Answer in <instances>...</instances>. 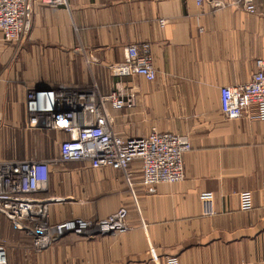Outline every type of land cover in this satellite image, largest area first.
<instances>
[{
    "label": "crops",
    "instance_id": "0c3cea01",
    "mask_svg": "<svg viewBox=\"0 0 264 264\" xmlns=\"http://www.w3.org/2000/svg\"><path fill=\"white\" fill-rule=\"evenodd\" d=\"M65 1L55 9L32 2L28 30L17 42L0 33V160L59 156L65 134L26 128L29 90L93 84L102 94L117 88L131 98L119 110L107 104L115 134L176 133L188 137L191 150L183 156L181 182L149 190L139 182L137 162L132 191L112 168L50 165L48 190L39 196L64 199L51 206L53 222L127 207V230L67 234L40 253L29 242L26 249L9 248L7 264H153L151 249L177 264H264V121L255 108L225 119L219 97L220 88L249 82L256 62L264 61V0H254L255 14L238 0ZM130 45L150 56L154 81L111 70ZM243 191L252 194L249 211L239 207ZM204 195L210 196L205 203ZM0 225L3 232L11 227L1 215Z\"/></svg>",
    "mask_w": 264,
    "mask_h": 264
},
{
    "label": "built area",
    "instance_id": "2783aa9c",
    "mask_svg": "<svg viewBox=\"0 0 264 264\" xmlns=\"http://www.w3.org/2000/svg\"><path fill=\"white\" fill-rule=\"evenodd\" d=\"M198 5L205 1L195 0ZM32 2L55 9L66 6L65 0H0V33L6 42H17L28 30L32 15ZM243 10L255 14L254 0H238ZM163 26V21H160ZM257 71L251 80L237 86L220 88V111L227 120L248 115L255 108L257 118L264 121V61L256 62ZM117 74L140 76L148 82L156 72L149 55L141 54L136 45L125 48L124 61L113 65ZM117 88L102 94L96 85L87 88L29 90L25 100L27 130L61 132L66 138L58 145L59 156L53 160H0V215L11 228L30 239V249L40 253L67 234L92 237L127 230V207L98 217H74L60 222L50 218L51 206L62 204L63 198L39 196L48 190L50 165L56 163H84L92 170L112 168L122 173L132 191L130 169L138 163L139 182L145 189L159 184H176L183 180V156L191 150L187 136L152 130L146 136L122 138L115 134L113 118L107 104L114 110L131 106ZM239 207L249 211L253 207L249 191L238 195ZM203 203L210 196H201ZM134 207L139 212L137 200ZM204 214L210 215L206 207ZM153 264H177L166 258L161 261L150 250ZM0 264H7L6 251L0 246Z\"/></svg>",
    "mask_w": 264,
    "mask_h": 264
},
{
    "label": "rangeland",
    "instance_id": "374dc122",
    "mask_svg": "<svg viewBox=\"0 0 264 264\" xmlns=\"http://www.w3.org/2000/svg\"><path fill=\"white\" fill-rule=\"evenodd\" d=\"M7 231L8 232H3L2 226L0 225V246L4 248L6 254L9 252V248L21 247L26 249L27 246H29L30 240L25 235L18 234V232H15L9 225H7Z\"/></svg>",
    "mask_w": 264,
    "mask_h": 264
},
{
    "label": "water",
    "instance_id": "95a60500",
    "mask_svg": "<svg viewBox=\"0 0 264 264\" xmlns=\"http://www.w3.org/2000/svg\"><path fill=\"white\" fill-rule=\"evenodd\" d=\"M103 235H105V234H103Z\"/></svg>",
    "mask_w": 264,
    "mask_h": 264
}]
</instances>
